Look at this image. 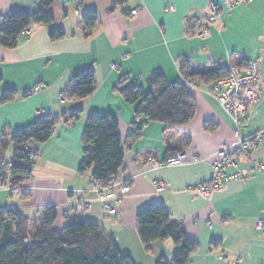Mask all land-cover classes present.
<instances>
[{
  "label": "crops",
  "instance_id": "obj_1",
  "mask_svg": "<svg viewBox=\"0 0 264 264\" xmlns=\"http://www.w3.org/2000/svg\"><path fill=\"white\" fill-rule=\"evenodd\" d=\"M114 1L55 0L50 7L52 24L32 26L15 48L0 44V136L34 123L39 111L60 118L53 135L35 145L33 176L21 189L11 190L10 182H2L0 175V208L38 219L53 206L58 212L54 227L61 230L68 218L75 217L82 200L86 218L114 235L123 255L135 264H155L161 257L170 262L178 246L166 239L146 251L136 229V215L151 203H162L186 234L199 242L189 264H264V146L240 155L247 170L242 178L207 194L200 190L213 177L216 152L235 140L234 122L213 94V83L193 84L190 92L196 114L189 123L168 129L164 123L149 121L132 144L127 136L136 104L119 92L120 86L134 84L147 89L156 71H163L170 83L179 82L183 60L194 70L231 63L242 73L255 60L260 93L249 105L240 135L251 138L264 132V0H233V5L227 0H125L112 9ZM40 2L0 0V18L10 11L36 12ZM210 4L219 6L215 19ZM91 11L97 13L98 21L86 36L80 20ZM56 29L63 30L65 37L53 41L49 35ZM85 69L95 70V92L81 101L64 99L62 91L72 76ZM7 90L18 97L4 103L2 95ZM30 90L31 95L22 96ZM77 107L83 108L78 120L62 119ZM108 113L118 121L124 151V168L116 180L131 184L125 193L115 190L117 201L108 190L96 192L92 169L79 171L87 119ZM206 122L215 123L216 128L205 130ZM185 138L190 139L188 145ZM180 152L185 161L174 166L143 160L149 155L163 161ZM0 156L6 160L7 153L0 150ZM160 183L164 186L158 190ZM106 205L114 206L116 212L110 213ZM258 220L261 229L256 227ZM212 241L219 243L213 246Z\"/></svg>",
  "mask_w": 264,
  "mask_h": 264
},
{
  "label": "trees",
  "instance_id": "obj_2",
  "mask_svg": "<svg viewBox=\"0 0 264 264\" xmlns=\"http://www.w3.org/2000/svg\"><path fill=\"white\" fill-rule=\"evenodd\" d=\"M55 0H41L36 12L10 11L0 18V44L15 48L21 35L37 24L50 25L54 17L50 7ZM125 0H115L112 9ZM98 21L96 12L82 15L80 26L89 36ZM189 31V25H187ZM53 41L65 37L60 29L50 33ZM245 61V59H243ZM235 65V64H234ZM225 66L207 67L202 70L191 68L188 60L180 63V75L194 85L211 84L227 76ZM0 78V84H1ZM97 78L94 69L75 73L66 89L64 99L81 101L90 97L96 90ZM33 91H26L28 97ZM124 99L136 104L135 120L127 136L128 143L137 141L144 126L149 121L164 123L168 129L189 123L196 114V101L190 90L180 82L170 83L163 71L154 72L147 82V89L139 85L120 86ZM15 91L7 90L2 101H14ZM83 112L82 107L64 114V121H76ZM60 118L45 116L18 130L3 131L0 136V150L7 153L6 160L0 156L1 181L8 180L12 189H21L34 172L38 152L35 145L47 141L54 133ZM216 128L213 122H206L204 129ZM170 141V136H166ZM190 143L189 138L184 139ZM83 159L79 171L92 169L93 182L107 186L116 179L124 168V151L118 134V121L110 113L91 114L83 134ZM181 153V152H180ZM177 154V153H176ZM170 155H175L171 153ZM87 206L79 200L75 217L66 220L65 226L54 227L58 216L57 209L47 207L38 219H30L18 210L0 208V264H135L123 255L114 235L105 228L86 218ZM136 229L146 251L152 250L156 241L171 239L178 247L169 262L165 257L155 264H189L191 255L199 248V242L190 238L180 222L173 220L162 203H151L136 215ZM219 242L212 241L213 246Z\"/></svg>",
  "mask_w": 264,
  "mask_h": 264
},
{
  "label": "built area",
  "instance_id": "obj_3",
  "mask_svg": "<svg viewBox=\"0 0 264 264\" xmlns=\"http://www.w3.org/2000/svg\"><path fill=\"white\" fill-rule=\"evenodd\" d=\"M246 0H239L238 3H243ZM230 5H233V0H227ZM169 10H174V6H169ZM212 19L218 16L220 10L216 4H210L209 6ZM134 15L138 14V10H133ZM28 33V31H26ZM227 76L218 79L213 83V94L216 96L222 107L230 114L235 125V140L226 146L220 148L214 157V174L210 182L200 186V190L203 194L209 193L213 189L222 187L228 181L232 179H239L245 175L246 168L240 159V155L247 154L252 151L257 145L264 146V132H259L251 138H243L240 135V125L248 117V109L250 103H252L258 97L260 93V87L258 84L260 70L259 64L255 60H251L247 66V72L242 73L240 68L234 64L228 63ZM180 83L185 85L189 90L194 87L193 84L186 81L182 76L179 80ZM44 112L39 111L37 117H41ZM143 160L150 165L161 166L169 165L174 166L181 164L185 161V156L182 153L168 156L165 160L160 161L154 156H144ZM263 168V167H262ZM164 184L158 185V190L163 188ZM93 188L102 194L103 191H110L109 196L115 198L117 201V195L115 190L125 193L131 189V184L120 181L112 180L107 186H101L93 182ZM107 210L110 213H115V207L112 205H106ZM258 229L262 228V222L258 220L256 222Z\"/></svg>",
  "mask_w": 264,
  "mask_h": 264
},
{
  "label": "rangeland",
  "instance_id": "obj_4",
  "mask_svg": "<svg viewBox=\"0 0 264 264\" xmlns=\"http://www.w3.org/2000/svg\"><path fill=\"white\" fill-rule=\"evenodd\" d=\"M250 104H251V103H250ZM9 188H10L11 190H13L11 184H10Z\"/></svg>",
  "mask_w": 264,
  "mask_h": 264
}]
</instances>
